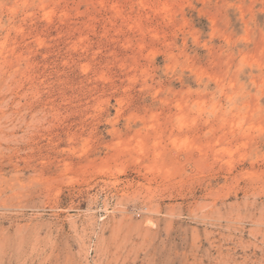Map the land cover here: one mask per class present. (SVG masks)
<instances>
[{
    "label": "rangeland",
    "instance_id": "1",
    "mask_svg": "<svg viewBox=\"0 0 264 264\" xmlns=\"http://www.w3.org/2000/svg\"><path fill=\"white\" fill-rule=\"evenodd\" d=\"M0 264H264V0H0Z\"/></svg>",
    "mask_w": 264,
    "mask_h": 264
}]
</instances>
